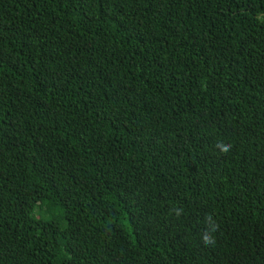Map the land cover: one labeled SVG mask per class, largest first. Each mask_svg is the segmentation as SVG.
Listing matches in <instances>:
<instances>
[{"label":"trees","instance_id":"obj_1","mask_svg":"<svg viewBox=\"0 0 264 264\" xmlns=\"http://www.w3.org/2000/svg\"><path fill=\"white\" fill-rule=\"evenodd\" d=\"M0 264H264V0H0Z\"/></svg>","mask_w":264,"mask_h":264},{"label":"clouds","instance_id":"obj_2","mask_svg":"<svg viewBox=\"0 0 264 264\" xmlns=\"http://www.w3.org/2000/svg\"><path fill=\"white\" fill-rule=\"evenodd\" d=\"M217 147H219L221 149L222 152H227L230 148L229 145L223 144V142H218L217 143ZM205 243H210L211 242V238L208 236L204 237Z\"/></svg>","mask_w":264,"mask_h":264},{"label":"rangeland","instance_id":"obj_3","mask_svg":"<svg viewBox=\"0 0 264 264\" xmlns=\"http://www.w3.org/2000/svg\"><path fill=\"white\" fill-rule=\"evenodd\" d=\"M38 210H39V207H38Z\"/></svg>","mask_w":264,"mask_h":264}]
</instances>
